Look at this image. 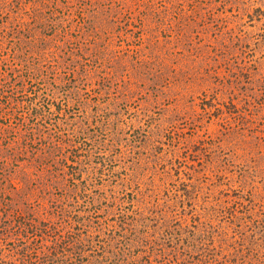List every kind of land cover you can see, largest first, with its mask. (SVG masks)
<instances>
[{
  "label": "rangeland",
  "instance_id": "374dc122",
  "mask_svg": "<svg viewBox=\"0 0 264 264\" xmlns=\"http://www.w3.org/2000/svg\"><path fill=\"white\" fill-rule=\"evenodd\" d=\"M0 264H264V0H0Z\"/></svg>",
  "mask_w": 264,
  "mask_h": 264
}]
</instances>
